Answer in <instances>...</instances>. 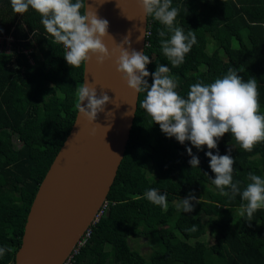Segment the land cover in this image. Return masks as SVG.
<instances>
[{
    "label": "trees",
    "instance_id": "16d2710c",
    "mask_svg": "<svg viewBox=\"0 0 264 264\" xmlns=\"http://www.w3.org/2000/svg\"><path fill=\"white\" fill-rule=\"evenodd\" d=\"M172 6L180 9L175 26L194 31L197 43L173 67L160 47L159 32L166 28L147 15L143 52L151 61L146 65L149 85L157 65H167L176 91L186 97L191 85L211 83L235 68L244 80L257 79L264 114V0H172ZM0 35L13 38L9 51H0V247L11 249L0 264H11L38 185L74 120L83 63L68 65L40 15L32 9L17 14L10 0H0ZM145 95L138 93L104 212L71 264H264V208L251 220L242 216L241 205L247 202L240 195L220 194L205 155H230L233 180L243 191L249 172L264 178V142L248 152L225 133L216 149L181 144L141 108ZM187 148L198 157L197 167L189 164ZM150 188L167 193V209L144 198ZM189 193L200 203L192 201L193 211L186 213L176 201ZM193 225L197 230L187 231ZM205 234L212 239L201 238ZM139 238L151 247L147 254L130 245Z\"/></svg>",
    "mask_w": 264,
    "mask_h": 264
},
{
    "label": "clouds",
    "instance_id": "9594fccd",
    "mask_svg": "<svg viewBox=\"0 0 264 264\" xmlns=\"http://www.w3.org/2000/svg\"><path fill=\"white\" fill-rule=\"evenodd\" d=\"M140 3L147 15L165 26L166 31L159 32L160 47L171 65L178 67L197 43L195 32L185 33L181 27L175 26L180 9L172 6V0H140ZM10 4L17 14L32 9L40 15L45 31L66 49L63 57L71 67H79L93 57L98 64L116 57V72L127 87L136 94L146 93L141 108L163 133L175 137L179 143L190 141L198 150L203 146L211 150L217 148V141L225 133H231L242 149L251 152L257 143L264 142V114L260 113L259 85L255 77L244 80L238 70L229 68L227 74L211 83L191 85L187 96L183 97L176 91L177 81L170 75L167 65H157L151 73L152 83L149 85L146 78L150 73L146 65L151 61L144 52H130L123 47L129 43L127 36L122 44H115L109 50L104 43L106 37H111L109 22L99 18L90 5L86 7L85 0H10ZM140 31L142 35L137 37L138 40L144 37V29ZM168 33H171L170 38H165ZM76 95L78 112L90 121H94L97 113L103 112L104 106L110 102L107 94L101 92L97 95L93 83L79 85ZM186 152L191 156V167H197L198 157L192 154L191 148ZM205 155L215 174L212 183L223 196H229V193L230 198L240 195L247 202L241 205V215L246 213L251 220L258 209L264 208V178L249 172L247 179L250 183L241 191L240 182L233 180L234 159L227 154L214 155L212 151ZM144 198L167 209V193L161 194L158 189L150 188ZM194 200L200 203L194 194L189 193L177 207L183 212H192ZM196 230V225L187 229ZM10 250L0 247V257Z\"/></svg>",
    "mask_w": 264,
    "mask_h": 264
},
{
    "label": "water",
    "instance_id": "95a60500",
    "mask_svg": "<svg viewBox=\"0 0 264 264\" xmlns=\"http://www.w3.org/2000/svg\"><path fill=\"white\" fill-rule=\"evenodd\" d=\"M109 22L104 43L143 52L147 14L140 0H85ZM144 29V37H140ZM116 57L83 63L82 83H93L110 102L90 121L76 109L72 125L38 185L28 209L21 242L11 264H61L99 209L123 158L138 93L116 72ZM87 101L84 102L86 104Z\"/></svg>",
    "mask_w": 264,
    "mask_h": 264
},
{
    "label": "built area",
    "instance_id": "2783aa9c",
    "mask_svg": "<svg viewBox=\"0 0 264 264\" xmlns=\"http://www.w3.org/2000/svg\"><path fill=\"white\" fill-rule=\"evenodd\" d=\"M149 33V30H145V35ZM12 36L11 35H0V51H9L10 43L12 41ZM62 45V44H61ZM64 52L66 49L63 47ZM27 52V50H24ZM106 199L102 202L100 205L99 209L96 211L95 215L93 216L90 225L85 229L81 237L78 239L76 242L75 246L72 248L71 252L67 255V257L64 259V261L61 264H71L73 254H75L78 250V248L84 244L86 239L88 238L90 234V226L94 225L98 219L100 218V215L104 212V209L106 207Z\"/></svg>",
    "mask_w": 264,
    "mask_h": 264
},
{
    "label": "rangeland",
    "instance_id": "374dc122",
    "mask_svg": "<svg viewBox=\"0 0 264 264\" xmlns=\"http://www.w3.org/2000/svg\"><path fill=\"white\" fill-rule=\"evenodd\" d=\"M13 143L15 146L19 145V142L15 137L13 138ZM180 200L181 199H179V201H176V203H180ZM201 238L208 239L209 241L212 239V237L208 234L203 235ZM129 243L133 248L137 249L142 254H147L151 249V247L146 243L145 238L129 240Z\"/></svg>",
    "mask_w": 264,
    "mask_h": 264
}]
</instances>
